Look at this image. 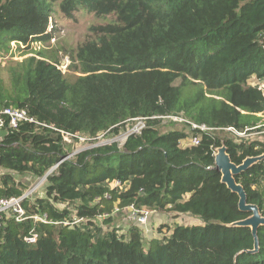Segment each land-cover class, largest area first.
<instances>
[{
	"label": "trees",
	"instance_id": "trees-1",
	"mask_svg": "<svg viewBox=\"0 0 264 264\" xmlns=\"http://www.w3.org/2000/svg\"><path fill=\"white\" fill-rule=\"evenodd\" d=\"M80 8L115 20L70 55L73 73L56 51L0 66V109L37 121L0 130V198L23 195L15 174L43 177L59 163L45 195L22 200V220L3 215L0 264H264V224L256 235L238 225L252 212L215 161L221 146L236 164L263 156L235 179L264 216V93L250 83L264 81V0H0V48L50 40L53 13ZM166 114L215 129L152 118ZM136 117L146 126L122 146L72 154L73 141L118 134ZM130 204L202 223L162 227L146 245L140 226L109 225Z\"/></svg>",
	"mask_w": 264,
	"mask_h": 264
},
{
	"label": "rangeland",
	"instance_id": "rangeland-1",
	"mask_svg": "<svg viewBox=\"0 0 264 264\" xmlns=\"http://www.w3.org/2000/svg\"><path fill=\"white\" fill-rule=\"evenodd\" d=\"M58 9V8H56ZM53 20L56 24V32L54 36L47 41H37L33 42L30 47L22 44L12 42L9 49L0 48V66H5L8 63L16 60H23L25 57L35 55L38 51L45 52H54L56 51L57 56L60 60L59 67L64 72L73 71L70 69L71 59L70 55L74 52V50L82 43L87 40H94L97 38V27L101 25H106L110 22H114L115 16L108 15L99 17L92 12H89L85 8H80L76 10L71 17H67L64 13L55 11L53 13ZM55 38V39H53ZM75 73V72H74ZM77 73V72H76ZM75 73V74H76ZM78 74V73H77ZM3 77L7 78L6 73L3 72ZM255 78H253L250 83H254ZM6 82V79H5ZM262 115V114H261ZM133 123H127L126 126L120 130L118 134L105 133L101 134L96 140H90L82 137L78 141H73V153L79 152L81 150L90 148L92 146H97L101 144H111L113 142H117L120 146L124 143L127 135L132 130ZM177 127H181L182 125L177 124ZM168 127L164 125L163 129H167ZM233 132V131H232ZM240 136H249L251 138L256 136V133L240 135ZM71 142V140H70ZM217 152V151H216ZM2 172V171H0ZM49 173L44 175L43 177H34L30 174L21 175L15 174L17 179H21L26 187L24 189V195L30 196L32 198L45 195L46 184H47V176ZM155 213L151 214L147 225H141V229L144 235V242L147 245L151 238L162 237L164 235L163 231H160L162 227L170 226V223L173 225L177 224H185V225H193L202 223L200 219L192 220L191 217L174 214V212H165L162 215V212L154 210ZM193 216V215H192ZM75 217V216H74ZM112 224L111 226H115L119 229L120 233H127L131 224L138 225L136 223V219L131 217L129 211H117L112 214ZM194 218V217H193ZM100 221L103 219L102 217L98 218ZM108 225L105 224V228Z\"/></svg>",
	"mask_w": 264,
	"mask_h": 264
},
{
	"label": "built area",
	"instance_id": "built-area-1",
	"mask_svg": "<svg viewBox=\"0 0 264 264\" xmlns=\"http://www.w3.org/2000/svg\"><path fill=\"white\" fill-rule=\"evenodd\" d=\"M55 26L56 24L53 18H51L47 31H46L47 33L51 34L50 38H52L54 36V33L56 32L57 27ZM255 80L256 81H254L253 84H257L264 93V81H260L256 78ZM152 118H162L164 120L175 121L176 123L186 122V123H189L192 128L199 129L201 131H210V130L215 129L213 127L206 125L205 123L198 124L193 121H190L189 119L185 118L182 115H177V114L154 115L152 116ZM146 119L147 118L145 117H136L134 119L135 122L132 127V130L129 132V134L140 133L141 130L146 126ZM23 121L37 122L34 117L29 115L28 111L25 108H16V107L8 106V107H4L0 109V130L9 128V127L15 128L19 125V123ZM226 129L233 131L237 135H246L245 132H239L235 130L233 127H227ZM199 140H200V136H194L193 138L188 139V145H196L199 143ZM58 164L52 167L48 173H51L58 166ZM111 185L112 187H117V186H119L120 188L123 187L122 183L118 180L112 181ZM105 196H108V193H106ZM26 197H29V195L26 196L23 193V195L19 197H12V198H7V199L0 198V222L3 219V215L8 214V213L13 214L16 217V219L22 220L24 218V213H25L22 207V200ZM97 200H100V198H98ZM119 210H120V207L116 206L114 208L113 213ZM126 210L129 211L131 217H134L136 219V223L138 224V226L147 225L151 214L154 212V210L147 209L145 207L138 208L134 204H130L128 207H126ZM108 215L110 214H105L104 216H108ZM35 218L42 219L39 216H35ZM28 240L33 242L35 240V237H30L28 238Z\"/></svg>",
	"mask_w": 264,
	"mask_h": 264
},
{
	"label": "water",
	"instance_id": "water-1",
	"mask_svg": "<svg viewBox=\"0 0 264 264\" xmlns=\"http://www.w3.org/2000/svg\"><path fill=\"white\" fill-rule=\"evenodd\" d=\"M215 161L216 168L222 172V180L225 182L230 189L237 192L240 201L239 206L242 210L251 211L252 215L244 220L238 222V225L251 226L254 234L257 233V228L260 224H264V216L261 214L258 205L249 203L247 201V194L244 187L238 183L235 176L245 171L256 161L260 160L263 156L259 157H248L241 164H236L231 160L229 153L225 146H221L217 149ZM258 247V240L256 239V248Z\"/></svg>",
	"mask_w": 264,
	"mask_h": 264
},
{
	"label": "crops",
	"instance_id": "crops-1",
	"mask_svg": "<svg viewBox=\"0 0 264 264\" xmlns=\"http://www.w3.org/2000/svg\"><path fill=\"white\" fill-rule=\"evenodd\" d=\"M181 145H183V146L188 145V139H184V140H182V141H181ZM154 213H155V211H154L152 214H154ZM164 214H165V212H162V215H164ZM174 214H180V216H181V215H185V216L191 217L192 220H194L195 218H196V220H198L197 217L192 216L190 213H174ZM193 217H194V218H193ZM200 221H201V220H200ZM176 223H178V221H176ZM170 225L174 226L172 223H170Z\"/></svg>",
	"mask_w": 264,
	"mask_h": 264
},
{
	"label": "bare ground",
	"instance_id": "bare-ground-1",
	"mask_svg": "<svg viewBox=\"0 0 264 264\" xmlns=\"http://www.w3.org/2000/svg\"><path fill=\"white\" fill-rule=\"evenodd\" d=\"M217 153H218V151H217Z\"/></svg>",
	"mask_w": 264,
	"mask_h": 264
}]
</instances>
